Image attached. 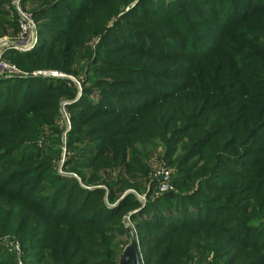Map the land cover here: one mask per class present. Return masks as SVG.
<instances>
[{
	"label": "trees",
	"instance_id": "obj_1",
	"mask_svg": "<svg viewBox=\"0 0 264 264\" xmlns=\"http://www.w3.org/2000/svg\"><path fill=\"white\" fill-rule=\"evenodd\" d=\"M30 1L49 25L35 21L13 64L82 77L75 99L59 77L0 76V264H117L127 213L142 264L193 251L264 264V0ZM203 21L217 39L195 36ZM61 95L75 110L66 145L84 143L64 163L79 180L39 159L56 155L57 130L41 152L29 142ZM155 139L181 147L172 184L193 185L141 205L123 191Z\"/></svg>",
	"mask_w": 264,
	"mask_h": 264
},
{
	"label": "rangeland",
	"instance_id": "obj_2",
	"mask_svg": "<svg viewBox=\"0 0 264 264\" xmlns=\"http://www.w3.org/2000/svg\"><path fill=\"white\" fill-rule=\"evenodd\" d=\"M4 3H1L0 5V26H1V31H0V50L3 49L2 52H0V56L1 58L6 61L7 63H15L14 61L16 60L14 53H12V51L14 52H26L31 50L34 46H32V48L30 49H26L23 51H15L13 49H6L5 46L2 44V40L3 38L5 40H9L10 38H12L16 33H17V29H18V24H17V17H16V13H15V9L14 6L12 4V1L14 0H1ZM22 0H19L18 2V7L23 11L26 12L28 15H30V17L33 19L34 23H36L35 21L37 20V23H42V24H46L49 25V23L45 20L41 19H35L33 18V11L37 6L36 2H32L30 0H24L22 2V4L20 3ZM135 1L132 2V4ZM15 14V16H14ZM261 19H258V21ZM250 21L252 22H256L257 18H252L250 19ZM211 24L208 21H203V25L201 28H197L194 27L193 29H191L193 32H196L195 36H198L200 39L202 37H209L210 40H215L218 37H216L215 35H207L210 32H208V30L205 28L207 25ZM36 25V24H35ZM223 29V28H221ZM203 38V39H204ZM201 39V40H203ZM97 41V37L93 38L92 40H89L86 43V46H88L89 48H91ZM260 42L262 43V46H264V38H260ZM198 44V43H196ZM202 45H206L207 42L206 41H202L201 42ZM196 49V48H194ZM81 62V61H80ZM78 65L74 64V68H77ZM18 68L21 70H19V72H17L15 74V76H22L25 77L28 74H32V75H42V76H46V77H59L60 79H64L65 81V85L69 86V87H73L74 89V95H75V99L79 96L80 94V79L82 77V70H79L78 68L75 70L74 73H65L62 71H58L57 69L54 68H49V67H37L35 69L30 70L29 72H27V70H25L21 65L20 67L18 66ZM73 68V67H72ZM50 72H56L57 74H61L62 76H58V75H51ZM74 80H76L78 82V87L76 86V84L74 83ZM79 88V89H78ZM42 96H39L38 98H41ZM37 98V99H38ZM72 98L68 99V97L66 95H61L58 98V101L56 103V115L53 119V121L51 122V124H45L40 126V130L39 132H37L36 137L34 140H29V142L34 143L35 147L38 148L40 150V152L42 151L43 148L46 147L47 144V140H48V136H51L53 134V130H57V145L55 146V153L56 155L52 156V155H45V156H41L39 159H41L42 157H48V161L51 163V168L59 175H68V176H72L75 177L77 180L78 176L76 175V173H74L72 170H70V166H66L64 163L67 159H69L70 154L72 153V150L74 149H79L81 147H83L84 143H80V142H76L73 146H67L66 145V139H67V131L70 128V120H69V114L75 110H71L68 108V104L71 103ZM140 140V139H138ZM141 141V140H140ZM140 146L143 147V145H140V142L136 141V147L140 148ZM142 151L139 153L140 155L142 154V159L144 160V163L146 165V169L144 170L143 173H136V187H128L125 188L123 192H131L135 198L137 197L138 200L141 202V205L143 204L144 200L146 199L147 195L150 196V198L156 197V194H153V189L155 186V180L152 178L153 176V172L156 171L157 167H166L167 169L170 170V184L172 185V189L171 191L175 192V193H184V191H188V188H190V186H192L193 184H189L188 181L186 180H182V184L183 186L181 187V189H178L177 187H175L172 184L173 178H174V174L177 171V158L178 155L181 153V147L180 145H178L176 147V150L173 154H170L169 150L165 149V146L163 145V143L161 141H158L157 139H155L153 142H151L150 144H148L146 146V148H141ZM143 163V161H142ZM186 165V164H185ZM102 187H104L103 185H101ZM192 188V187H191ZM190 188V190H191ZM181 190V191H180ZM147 193V194H146ZM144 198V200H143ZM129 213L125 214L122 216V224L124 226L125 229V233L122 234L121 236H119V240L121 242H124L125 245L128 244L129 242V234L128 231L126 229V226L128 225L132 231L134 232V235L136 234L135 228H134V221L132 219H130L129 217ZM263 220V219H262ZM250 223L253 226H258V220L254 219L252 221H250ZM136 236V235H135ZM137 240V237H136ZM138 243V240H137ZM6 246L11 250V244H6ZM13 248V245H12ZM124 247L121 248V251ZM15 250V247L13 248ZM138 250H139V245H138ZM12 251V250H11ZM120 251V253H121ZM139 255H140V251H139ZM140 260H141V256H140ZM142 262V260H141ZM222 259H218L214 257V253L212 251H207L206 253L200 254L197 251H193L191 252L187 257L184 256L182 257V259L180 260L179 264H222ZM19 264V263H18Z\"/></svg>",
	"mask_w": 264,
	"mask_h": 264
},
{
	"label": "built area",
	"instance_id": "obj_3",
	"mask_svg": "<svg viewBox=\"0 0 264 264\" xmlns=\"http://www.w3.org/2000/svg\"><path fill=\"white\" fill-rule=\"evenodd\" d=\"M18 2L19 0L12 1L17 17V33L9 40H5L3 38L2 44L6 49L9 48L15 51H23L32 48V46L36 44L37 31L33 19L30 17V15H28L26 12H23L18 7ZM2 51L3 49L0 50V52ZM17 72H19V70L14 64H11L9 62L7 63L0 56V76L15 75ZM50 74L62 76L61 74H57L56 72H50ZM73 81L78 87V82L74 79ZM152 174V178L155 180L153 194L159 195L163 192L173 190L172 185L170 184L169 169H167L166 167H157L156 171H154Z\"/></svg>",
	"mask_w": 264,
	"mask_h": 264
},
{
	"label": "water",
	"instance_id": "obj_4",
	"mask_svg": "<svg viewBox=\"0 0 264 264\" xmlns=\"http://www.w3.org/2000/svg\"><path fill=\"white\" fill-rule=\"evenodd\" d=\"M126 229L129 234V242L122 249L117 264H142L140 260L136 236L128 225L126 226Z\"/></svg>",
	"mask_w": 264,
	"mask_h": 264
}]
</instances>
